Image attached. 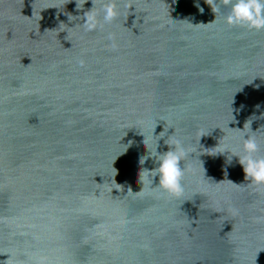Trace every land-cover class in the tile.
<instances>
[{"label": "water", "instance_id": "95a60500", "mask_svg": "<svg viewBox=\"0 0 264 264\" xmlns=\"http://www.w3.org/2000/svg\"><path fill=\"white\" fill-rule=\"evenodd\" d=\"M116 3L89 32L93 0H0V264H264V187L209 154L255 117L264 156V30L220 0ZM168 138L178 196L141 182Z\"/></svg>", "mask_w": 264, "mask_h": 264}, {"label": "clouds", "instance_id": "9594fccd", "mask_svg": "<svg viewBox=\"0 0 264 264\" xmlns=\"http://www.w3.org/2000/svg\"><path fill=\"white\" fill-rule=\"evenodd\" d=\"M206 2L212 6L215 13L219 12V7L215 6L214 0H206ZM86 3L87 0H76L77 9H83ZM220 3L225 6L230 5V12L226 17L227 24L246 27L249 30H264V0H220ZM93 4L92 9L86 11L83 16H75L84 21L82 26L85 31H94L102 27L103 24L113 22L120 15L116 0H93ZM97 4L100 5L99 8H97ZM200 11L203 12L204 9L200 8ZM73 17L74 15H68L70 21H74ZM80 63L83 65V61ZM253 119L255 117L249 119L243 129H240L245 136L243 154L227 145L221 146L220 142L216 147L211 148L213 151L209 154L216 155L228 152L230 153L228 156L229 163L233 156L239 157V163L243 166L245 172V179L250 181L254 186L264 187V156L257 155L260 151V144L256 137L251 134L253 132L251 127ZM162 133L164 131L158 135L160 137L159 140L166 136ZM203 135L205 134L202 133L201 137ZM164 142L174 147H170L169 151L163 153L158 152L156 149V152L150 155L155 158L158 166L153 169L144 168V178L141 182L147 181V183L151 184L158 177L159 183L157 186L160 189L170 195L178 196L184 190L182 180L187 171L185 167L181 166V161L187 158L189 151L184 148L179 140L170 144L168 138ZM143 144L145 145L144 142ZM147 159V156L141 157L138 163L143 165ZM149 177L150 179H148Z\"/></svg>", "mask_w": 264, "mask_h": 264}]
</instances>
